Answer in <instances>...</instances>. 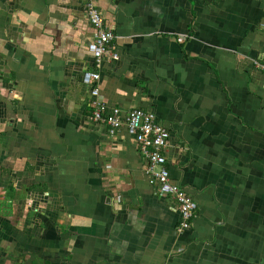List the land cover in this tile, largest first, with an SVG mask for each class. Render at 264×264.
Returning <instances> with one entry per match:
<instances>
[{
  "label": "crops",
  "instance_id": "obj_1",
  "mask_svg": "<svg viewBox=\"0 0 264 264\" xmlns=\"http://www.w3.org/2000/svg\"><path fill=\"white\" fill-rule=\"evenodd\" d=\"M118 60L100 64L84 0H0V264H264V0H98ZM156 114L171 178L90 119Z\"/></svg>",
  "mask_w": 264,
  "mask_h": 264
},
{
  "label": "built area",
  "instance_id": "obj_2",
  "mask_svg": "<svg viewBox=\"0 0 264 264\" xmlns=\"http://www.w3.org/2000/svg\"><path fill=\"white\" fill-rule=\"evenodd\" d=\"M91 25L95 28L94 40L88 45V52L98 64L104 58L118 60L113 53L114 33L105 26L104 17L98 8V0H84ZM264 70V65H259ZM101 76L96 71H87L83 83L91 88L90 119L97 125L105 126L111 137L116 138L123 130L133 138L147 163L146 173L150 183L156 185L159 192L171 197L178 204L179 230L189 231L197 218L198 204L178 183L173 181L167 167V149L171 143L170 131L158 121L155 113L134 108L127 112L110 106L102 97L98 83Z\"/></svg>",
  "mask_w": 264,
  "mask_h": 264
}]
</instances>
